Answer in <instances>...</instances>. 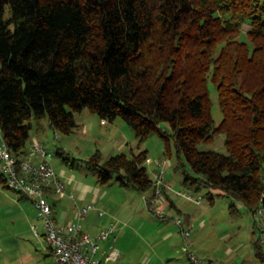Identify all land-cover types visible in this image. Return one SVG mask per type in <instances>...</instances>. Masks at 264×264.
Returning <instances> with one entry per match:
<instances>
[{
  "label": "trees",
  "instance_id": "1",
  "mask_svg": "<svg viewBox=\"0 0 264 264\" xmlns=\"http://www.w3.org/2000/svg\"><path fill=\"white\" fill-rule=\"evenodd\" d=\"M85 108L124 118L138 139L132 156L103 160L98 151L88 160L100 183L151 191L142 145L160 134L165 153L173 140L196 172L184 171L186 183L220 189L256 214L264 205V0H0V125L11 151L29 154L32 118L47 116L69 134ZM220 133L226 153L199 147ZM0 181L8 185L1 169Z\"/></svg>",
  "mask_w": 264,
  "mask_h": 264
},
{
  "label": "rangeland",
  "instance_id": "2",
  "mask_svg": "<svg viewBox=\"0 0 264 264\" xmlns=\"http://www.w3.org/2000/svg\"><path fill=\"white\" fill-rule=\"evenodd\" d=\"M242 38H247L245 33ZM209 89L213 99L212 114L218 124L223 114L218 92L212 81L209 82ZM76 120L78 126L67 134L54 128L47 116L32 118V139L36 137L44 143L49 154L48 162L63 179L71 177L74 185L90 184L93 187L91 196L100 188V197H105V207L128 218L131 215L134 217V221L128 224L135 225L145 235L149 234V238L145 237L152 243L151 252H156L155 264H264L257 255L256 242L260 229L255 223V214L236 198L220 194V189L202 184L197 190L195 185L186 183L184 171L193 175L196 172L184 159L183 162L187 164L183 166L173 140L170 144V156L165 153V140L160 134L149 136L142 145L144 149H148V156L152 159V162L147 160L145 165L154 181L156 173L163 169L158 163L168 160L170 164L161 185L165 199L151 205L154 188L142 193L132 186L120 184L116 179L100 183L99 171L91 168L88 163L98 151L103 160L117 153L132 156L138 152V139L131 125L122 117L115 121L103 119L88 108L77 113ZM162 126L164 130L170 129L166 122ZM31 141H28L29 149ZM199 147L226 153L225 135L217 134L213 141H203ZM66 190H69L67 184ZM210 192L215 195L213 202L208 195ZM25 203H30L32 209L38 212L32 199L0 181V246L4 248L3 254H6L2 255L4 261L13 252L10 249L17 244L40 242L32 228L34 224L40 226L41 233L44 232L42 218L38 220L37 215H33L32 209ZM57 204L59 207L58 202ZM232 204L237 207L235 211ZM160 211L166 215L159 214ZM84 220L79 224L83 225ZM168 232L172 236L166 238ZM187 242L191 244L190 251L197 256L199 263L191 258L185 247Z\"/></svg>",
  "mask_w": 264,
  "mask_h": 264
},
{
  "label": "built area",
  "instance_id": "3",
  "mask_svg": "<svg viewBox=\"0 0 264 264\" xmlns=\"http://www.w3.org/2000/svg\"><path fill=\"white\" fill-rule=\"evenodd\" d=\"M48 156L44 143L37 138L31 141V149L26 157L15 155L6 143L0 125V169L7 177L8 186L32 199L38 208V216L43 220L45 238L55 258L54 264H109L108 261L118 256L119 250L111 245L106 260H102L98 257L100 249L98 240L110 237L116 240L115 225L103 228L96 237L83 232L79 222L94 209L93 203L82 205L76 209L75 218L78 223L59 221L55 215V206L50 200V195L54 194L59 198L64 197L67 194L66 182L59 177L48 162ZM35 157H41V161L37 162ZM147 160L152 162L151 158ZM158 165H161L163 169L162 172L156 173V181L153 185L155 194L150 199L151 205L165 199L161 185L169 161L164 160ZM100 214L102 215L103 212ZM159 214L166 215L162 211ZM255 216L260 229L258 240L264 246V205L262 202ZM32 228L36 235H42L39 225L34 224ZM185 247L191 258L199 263L200 260L190 251L191 244L187 242Z\"/></svg>",
  "mask_w": 264,
  "mask_h": 264
},
{
  "label": "crops",
  "instance_id": "4",
  "mask_svg": "<svg viewBox=\"0 0 264 264\" xmlns=\"http://www.w3.org/2000/svg\"><path fill=\"white\" fill-rule=\"evenodd\" d=\"M34 138L36 137H33V139ZM35 160L39 161V157H35ZM59 177L61 176L59 175ZM63 180L67 184V189H69L67 194L62 198H59L54 194L50 195V200L55 206V215L60 222H76V209L80 207V205H86V202H88L94 204V209L87 214L85 220L83 219L84 224H80L83 232L96 237L103 228L111 225H115L116 227V240H114L113 237L98 240L100 245L98 257L100 259L106 260V255L110 250V246L114 245L119 250V254L116 258L108 261L109 264H155L156 257L154 255L156 252L154 250L151 252L152 243L149 240H146V237H150L149 234L147 233L145 235V233L135 225L131 226L128 224V222L130 223L134 221L132 215L128 218L115 210H111V212L107 206L105 207V197H100L102 191L100 188H97L95 194L91 196L93 187L90 184L82 183L81 186L79 184L74 185L71 177ZM22 195L27 197L24 194ZM57 202L59 203V207L57 206ZM25 205L32 209L30 203H25ZM32 212L33 215H37V219L40 220L38 212L35 209H32ZM101 212H103L102 215L100 214ZM33 215L32 217L36 218ZM36 236L39 238L40 242L17 244L15 248L12 247L10 249L13 252L9 253L6 261L2 258V255L6 256V254H3L4 248L0 246V264H54L55 258L49 244L47 243L44 232L41 236ZM171 236L172 234L170 235V232L166 233V238ZM34 257H36L35 261ZM16 260H22L23 262H15Z\"/></svg>",
  "mask_w": 264,
  "mask_h": 264
}]
</instances>
